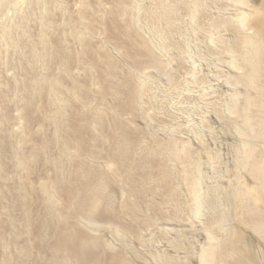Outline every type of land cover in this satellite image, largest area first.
<instances>
[{
  "label": "rangeland",
  "instance_id": "rangeland-1",
  "mask_svg": "<svg viewBox=\"0 0 264 264\" xmlns=\"http://www.w3.org/2000/svg\"><path fill=\"white\" fill-rule=\"evenodd\" d=\"M260 5L0 0V264H52L60 229L69 243L93 235L97 264L110 255L112 264H163L164 254L201 264L209 243L221 262L264 264V233L238 217L264 228L254 178L264 165V72L248 80L256 58L245 42L264 41L251 27ZM119 122L132 164L122 181L105 165ZM96 172L106 196L96 218L118 220L122 237L83 219L62 227L40 193L46 184L69 213L66 193ZM67 252L55 264L89 261Z\"/></svg>",
  "mask_w": 264,
  "mask_h": 264
},
{
  "label": "bare ground",
  "instance_id": "bare-ground-1",
  "mask_svg": "<svg viewBox=\"0 0 264 264\" xmlns=\"http://www.w3.org/2000/svg\"><path fill=\"white\" fill-rule=\"evenodd\" d=\"M17 2V1H16ZM3 5V4H2ZM21 5V4H20ZM262 11L264 10V6L263 5H260L259 7V11ZM165 13V12H164ZM264 13V12H263ZM259 18V17H258ZM243 23V22H242ZM244 25V24H243ZM251 27H254L256 28V30H260L261 33H264V17L262 16L261 18L259 19H256L253 23H252V26ZM253 28V29H254ZM260 33V32H259ZM257 34V33H256ZM259 35V34H258ZM257 36V35H256ZM245 42H249V44L251 45V50L250 52L253 54V56L256 58L255 61H254V64L252 62V64H248L247 65V72H248V75H249V81L250 82H253V81H256L254 79H256L257 76L260 75L261 72H264V41L260 40V36L259 38H255V39H252L251 37L249 38H246ZM248 44V45H249ZM55 46V45H54ZM57 47V45L55 46ZM59 47V46H58ZM250 48V47H249ZM56 49V48H54ZM59 49V48H58ZM60 51V50H59ZM58 51V52H59ZM62 52V50H61ZM53 54V52H52ZM51 54V55H52ZM64 54H66L64 52ZM50 55V57H51ZM55 55V54H53ZM56 56V55H55ZM66 56V55H65ZM59 58V57H58ZM56 58V59H58ZM68 58V57H66ZM65 58V60H66ZM48 59V58H47ZM55 59V61H56ZM51 60V59H50ZM248 60V59H247ZM60 61V58L59 60ZM67 61V60H66ZM66 63V62H65ZM90 63V62H89ZM63 64V62H61V65ZM56 66H59V65H56ZM61 67V66H60ZM58 68V67H57ZM62 68H63V65H62ZM61 69V68H60ZM64 69V68H63ZM56 79H54L53 83L55 84L56 83ZM37 82V81H36ZM34 83V82H33ZM57 84V83H56ZM55 84V85H56ZM260 84V83H259ZM43 85V84H42ZM51 85V84H50ZM262 86V84H260ZM264 85V84H263ZM49 87V86H48ZM51 87V86H50ZM260 87V86H259ZM263 87V86H262ZM262 87L260 88V92L262 90ZM26 89V88H25ZM264 89V88H263ZM263 91V90H262ZM24 92V91H23ZM128 92V91H127ZM262 96V95H261ZM79 97V96H78ZM27 104V103H26ZM76 117V116H75ZM72 118V117H71ZM77 119V118H75ZM73 119V120H75ZM75 130V129H73ZM113 142H112V145H111V149H110V152H109V156H107L109 159L106 160L107 161V164H105L108 168V171L112 170V172H115L118 176L119 179L122 180H126V179H129L130 176H131V172H132V164H131V161L129 159V153H128V148H127V143H128V140H129V136L125 130V128L123 127V125L119 122V125L117 124L115 129H113ZM72 133V132H71ZM74 135V134H73ZM72 139L73 141L74 140H77V138H75V136H72ZM71 140V139H70ZM68 141V140H67ZM67 141H64L63 140V143H62V147L64 148L65 150V147H66V142ZM82 144V143H80ZM63 150V152H64ZM66 152V151H65ZM107 159V158H106ZM106 168V169H107ZM256 168H259L260 170L256 171L254 174V178L256 179L255 181L257 182V186L260 187L261 191L264 192V165H261L258 164L256 165ZM257 170V169H255ZM105 176V175H104ZM103 177V175H102ZM185 177V176H184ZM187 177V176H186ZM57 179V178H56ZM187 179V178H185ZM189 181V180H187ZM82 183V182H81ZM102 180H101V173L100 172H96V173H91V178L88 180H86V183H83V185L81 184H78V186H75V188L72 190L70 189H67L69 192H67V196L68 195H72L74 196V200L75 201V206L73 208L72 211H70L69 213L66 211L68 209L69 211V208L66 209V207H63L65 209V211L61 208L62 204H60L61 206H59L58 204V200L54 198L53 196V191L52 190H49V188L47 187L46 184H42L41 185V189H40V193L43 194V196L47 199L48 201V208L49 210L52 212V214L54 215V218L57 219V221L59 223H61L64 227V222L65 221H68L69 219L68 218H72L74 220H81L83 219L84 220V223L87 225L88 224H92L93 226L95 225L98 226L99 229H104V228H107L111 231V233H116V234H119V236L122 237V234L120 233V229H118V224H117V221L118 220H115L112 219V223H110L111 221H101L100 220H97L96 218V214H98V210H99V207L101 205V203H105L102 202L104 199L106 200V196L103 195V187H102ZM191 186V190L190 192L193 194V197L196 198L195 194L194 193L196 190H194V182H190ZM105 185V183H104ZM106 186V185H105ZM187 186V187H188ZM66 190V191H67ZM83 192L82 196L80 197V193ZM249 194L248 190H243L242 192H237L236 194V201L239 203V201L242 200V196L245 198L247 195ZM66 196V197H67ZM71 198V199H73ZM68 199V198H66ZM108 201V200H107ZM69 202V201H68ZM71 202V201H70ZM74 204V203H73ZM131 204V203H130ZM129 205V204H128ZM239 205V204H238ZM103 206V205H102ZM132 206V205H131ZM239 209L241 210V207L238 206ZM135 209V208H134ZM239 210V211H240ZM243 212H247L248 209L245 208L242 210ZM242 214H246V213H241L238 215L239 217V222L241 223H247V227H252L253 229H255V231H257L258 233H264V228L261 224V222L259 221V217L257 218H254L253 217V222H252V218H249V219H244L243 215ZM102 217V216H101ZM99 217V218H101ZM115 217V216H114ZM71 219V220H72ZM105 219V218H104ZM70 221V220H69ZM80 222V221H79ZM83 222V221H81ZM71 223V222H70ZM73 223V222H72ZM60 224V225H61ZM69 224V223H68ZM75 224V223H74ZM78 224V223H77ZM120 224V223H119ZM43 226H46V223L42 224ZM83 225V224H82ZM264 225V224H263ZM68 226V225H66ZM80 226V225H79ZM84 226V225H83ZM89 226V225H88ZM61 227V228H62ZM74 227V225H72V228ZM81 227V226H80ZM91 228V225L89 226ZM60 228V227H59ZM67 228V227H66ZM74 228H77L78 227H74ZM122 228V227H121ZM47 227H43L41 229V236L45 235V231H46ZM64 229V228H63ZM68 229V228H67ZM76 229V230H77ZM83 230H85L86 233H88V230H86V227L85 229L82 228ZM91 229H94V228H91ZM91 229L89 230L90 233H91ZM79 230V229H78ZM82 230V232H83ZM106 230V229H104ZM39 231L37 232V234H39ZM60 230H58L57 234H56V239L54 241V243L51 245V250H52V257L54 258H51V261H53V263L55 264V261L57 262L58 260H55L56 257L59 255V254H62L67 251H69L70 256H72L73 258H75L77 255L79 257L83 256L85 257L86 260H89L87 261V263H84V264H97L98 261H99V256L98 254L96 253L95 251V248H97V245L98 244H93L92 241H91V237H89L88 239L86 237H84L81 233V236L78 237L79 239L72 242V243H69V242H66V238H68V236L65 238L66 235H61L60 234ZM81 231V230H80ZM93 231V230H92ZM65 232V231H64ZM79 232V231H78ZM122 232V230H121ZM62 233V232H61ZM110 233V234H111ZM79 234V233H78ZM92 234V233H91ZM93 234H95V232L93 231ZM98 233H96L97 235ZM90 235V234H89ZM95 235V236H96ZM112 235V234H111ZM79 236V235H78ZM83 236V237H82ZM100 236V233L99 235ZM96 236V237H98ZM260 237V236H259ZM93 238V237H92ZM119 238V237H118ZM263 244H264V237H260ZM120 239V238H119ZM122 239V238H121ZM210 241H214L215 239L213 237H209ZM103 240V239H102ZM97 241V240H96ZM105 246H107V248H111V244L110 246L107 245L106 243H104ZM124 246L126 245L128 248V244L125 243V241L123 242ZM122 244V246H123ZM217 244V243H216ZM216 244H212V243H209L207 244V246L205 248L202 249L201 251V256H200V263L201 264H219V263H222V264H227V263H224V262H221L219 261V258H218V253L216 251ZM102 246H104L102 244ZM104 246V247H105ZM101 247V245H100ZM103 247V248H104ZM175 248V251H178L177 247L173 246ZM50 249V248H49ZM113 249V248H112ZM94 251V252H93ZM101 251H103L101 249ZM107 252V251H105ZM50 253V254H51ZM68 253V252H67ZM103 253V252H102ZM133 256H137V253L136 252H133L132 253ZM131 254V255H132ZM61 255V256H62ZM76 255V256H75ZM68 256V255H66ZM174 256V254H173ZM172 255H166L164 254L163 255V258H164V261H163V264H185L184 261H180L178 258L179 257H173ZM177 256V255H176ZM50 258V257H49ZM66 258V257H65ZM70 258V257H69ZM135 259V258H134ZM50 260V259H49ZM60 260V258H59ZM63 260L64 259V255H63ZM67 260V259H66ZM107 264H112V260L114 261L115 260V255H110L109 256V259H107ZM78 261V260H77ZM118 261V260H117ZM121 260H119L120 262ZM48 262V261H47ZM61 262V261H60ZM81 262V263H80ZM79 264H83L82 261H80ZM162 262V261H161ZM49 263V262H48ZM51 263V262H50ZM49 263V264H50ZM52 263V264H53ZM74 264V262H72ZM76 263V262H75ZM118 263V262H117ZM47 264V263H45ZM119 264V263H118Z\"/></svg>",
  "mask_w": 264,
  "mask_h": 264
}]
</instances>
